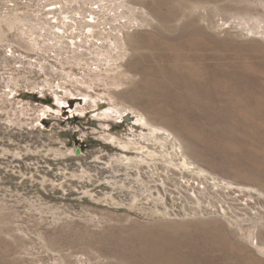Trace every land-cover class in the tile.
<instances>
[{"label": "rangeland", "instance_id": "374dc122", "mask_svg": "<svg viewBox=\"0 0 264 264\" xmlns=\"http://www.w3.org/2000/svg\"><path fill=\"white\" fill-rule=\"evenodd\" d=\"M0 264H264V0H0Z\"/></svg>", "mask_w": 264, "mask_h": 264}, {"label": "bare ground", "instance_id": "6f19581e", "mask_svg": "<svg viewBox=\"0 0 264 264\" xmlns=\"http://www.w3.org/2000/svg\"><path fill=\"white\" fill-rule=\"evenodd\" d=\"M154 133H157V129L154 130Z\"/></svg>", "mask_w": 264, "mask_h": 264}]
</instances>
